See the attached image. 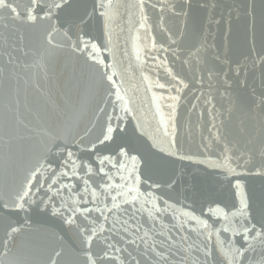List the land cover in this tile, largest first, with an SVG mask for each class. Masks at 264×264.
<instances>
[{"label": "snow or ice", "instance_id": "6c2138e0", "mask_svg": "<svg viewBox=\"0 0 264 264\" xmlns=\"http://www.w3.org/2000/svg\"><path fill=\"white\" fill-rule=\"evenodd\" d=\"M149 8L160 13V29L167 34V46L157 43L155 26L149 22ZM164 13L188 16L186 11H177V5L168 0L155 3L93 0L91 12L85 10L74 19L73 0H0V22L5 31L9 28L8 22L40 31L39 50L33 53L38 59L23 65L29 73L32 69L38 70L29 75L28 82L33 89L41 90V74L43 78L48 77L54 54L67 50L84 61L104 90L103 102L97 106L96 121L83 130L73 117L60 120L62 110L51 99V112L45 107L34 111L27 91L25 111L31 119L20 111L18 99L14 104L9 100L6 106L7 134L34 142L39 155L24 181L10 195L5 194L3 207L24 211L37 203L39 197V203L61 217L79 240L80 246L67 259L63 248L52 247L47 264H264V210L259 218L253 214L241 179L236 178L233 186L238 207L233 205L235 210L228 212L217 204L214 209H207L208 216L204 218L203 212L197 215L187 205L178 208L179 202L172 201L170 192L177 183L174 173L168 174L163 182L156 178L157 173H168L167 164L174 162L169 158L195 159L233 176L240 175L237 169L245 172L254 169L256 175L264 176V92L256 103L261 115L259 148L248 147L255 144L252 132H247L249 139L245 145L233 142L225 133L224 117L226 111L227 118L231 119L237 105L231 102L221 111L214 103L211 89L215 82L216 90L222 86L224 92L220 95H225L229 94L233 82L246 86V81L239 79L243 66L225 61L228 68L224 70L210 65L207 53L212 46L206 40L195 42L187 49L181 48L179 42L172 39L174 34L165 27ZM124 15H128L130 25L135 18L137 30H144L151 41L150 45H145L143 56L137 50L135 71L139 72L140 81L146 82L145 91L151 92L158 125L163 126L162 135H159V126L156 135L149 134L135 104L137 89L125 87L133 66L131 63L124 66L122 57L127 53L119 50L112 27L117 18L123 20ZM92 16L103 22V43L79 27ZM14 52L25 57L32 52L23 34L15 43H10L8 36L3 37L0 59L6 58L8 65L16 64L19 57ZM258 58L264 63V56ZM216 60H220L218 55ZM176 61L180 62L182 71L174 70ZM148 66H151L150 74H146ZM205 81L208 92L202 91ZM194 83L201 91L195 96V102H190L189 111L197 112V120L206 125L208 135L201 137V151L187 154L177 139L178 108L186 90ZM153 89H158L159 94ZM253 111L249 108L244 114L255 119ZM130 118L137 121L135 131L146 137L147 145H132L125 139ZM196 127H201V123ZM241 131L247 130L242 128ZM213 147L218 149L216 153L211 151ZM84 154L91 159H85ZM0 223L9 240L24 230V225H14L6 216L0 217ZM257 246L260 255L253 258L249 254L256 252ZM3 247L0 264H28L20 254L8 248L7 241Z\"/></svg>", "mask_w": 264, "mask_h": 264}, {"label": "water", "instance_id": "95a60500", "mask_svg": "<svg viewBox=\"0 0 264 264\" xmlns=\"http://www.w3.org/2000/svg\"><path fill=\"white\" fill-rule=\"evenodd\" d=\"M116 2V0H114ZM120 3H134L135 0H119ZM157 2V0H149ZM168 2L177 5V11H186L187 18L183 15L172 16L170 13H164L165 27L174 35L172 39L179 42L180 47L187 49L190 45L200 40H206L212 47L207 53L208 63L215 65L218 69L227 70L228 63L235 66L237 63L243 66V71L239 77L240 81H246V86L233 82L229 94L220 95L224 92L221 86L217 91L215 82L212 84V93L215 97L214 103L218 109L225 111L231 102L237 105L233 111L231 119L227 118L225 111V133L230 140L238 142L243 146L247 143L249 136L247 132L253 133L255 144H249V148L258 149L260 146L259 124L261 118L260 109L256 107L259 96L264 92V63H261L259 56H264V0H168ZM190 3V6H189ZM93 0H73V15L92 10ZM183 5V8L180 6ZM135 12V9L132 10ZM124 9H121V13ZM149 22L155 26V36L157 43H168L167 34L160 29V13L147 9ZM138 17V13H136ZM135 19V18H134ZM129 24L128 15H124L123 20L117 18L113 23V39L118 48L127 55L122 57L124 66L129 63L133 66V71L129 73V82L125 87L130 90L135 88V104L138 109V115L150 135H156V129L159 126V135L163 133V126L158 125L159 117L155 112V105L151 100V92L145 91L146 82H141L139 72L135 71L137 61V50L143 56L145 45H150V38L144 30H137L134 23ZM85 24H79V27L89 33L98 42L103 43V22L95 16L86 18ZM9 23L7 31L0 22V45L3 44V37L8 36L10 43H15L16 38L23 34L25 43L32 48L29 56L25 57L19 52H14L19 57L16 64L8 65L5 59H0V217H7L14 225H24V230L9 240L5 235L3 223H0V254L4 251V243L8 242V248L20 254L28 264H47L48 255L52 247L57 250L61 248L65 251V259L72 255L78 248L79 240L72 228L66 225L62 218L53 215L50 208H45L39 203L32 204L26 210L21 211L12 208L3 207L5 194H11L24 181L35 159L39 155V149L34 142L21 139L19 136L7 134L5 128V114L8 101L13 104L18 99L20 101V111L31 119L30 114L25 111V92L28 93V101L33 110L45 107L51 112V99L62 110L60 120L65 117H73L78 121L79 128L91 127L96 121L97 106L102 104L104 90L101 87L92 72L84 61L69 51H57L49 64L48 77L43 78L41 74V90L33 89L28 80L29 75L36 73L37 69H24L25 63H33L38 59V55H33L39 50L41 34L38 28H27L22 24ZM77 23H79L77 21ZM123 29V31H121ZM175 47V45L173 46ZM155 54V53H153ZM119 55V53H118ZM220 60H216V56ZM170 57V61H171ZM174 70L182 71L179 61L174 63ZM151 72V66H148V73ZM153 79L155 77L153 76ZM157 91L158 89H153ZM199 90L195 83L193 87L186 90L184 99L178 108L179 129L177 139L187 154H195L201 151V137L207 136L206 125L197 120V112H190V102H195V96L199 95ZM202 91L208 92L205 81V88ZM133 93L130 91L129 93ZM166 96L167 93H164ZM231 98V99H230ZM164 103H167L165 101ZM111 105H109V110ZM241 108L244 111H241ZM252 108V116L255 119H249L244 112ZM165 113L167 109H164ZM205 121L208 119L205 114ZM103 116H101V121ZM137 121L129 119L128 132L125 139L136 146L147 145L146 137L139 135L135 131ZM197 123L201 127L197 128ZM246 129L242 132L241 129ZM171 130V129H170ZM119 140H117V143ZM114 147V145L109 146ZM76 151L75 148H73ZM216 153L218 149L213 147L211 150ZM85 159H91L84 154ZM158 159V158H154ZM167 164L168 173H157L158 181L163 182L168 174L174 173L177 181L174 190L170 192L172 201H178L180 205H187L189 209L194 210L197 215L204 213L207 218V209H213L217 204L224 211L231 212L233 205L238 207L237 198L234 195L235 179H241L245 185L247 194L250 197L251 210L259 218L264 210V176L255 174L254 169L245 172L244 169H237L238 176L229 175L224 169H218L208 164H200L195 159L193 161L179 160L178 158H169ZM203 159V157H198ZM43 193H41V196ZM140 219V217H137ZM25 221L28 223L25 224ZM143 222V221H142ZM167 222V221H166ZM159 230V228H157ZM243 244V241H239ZM129 251H132L130 248ZM135 255V253H133ZM250 256L256 258L260 255V248Z\"/></svg>", "mask_w": 264, "mask_h": 264}]
</instances>
